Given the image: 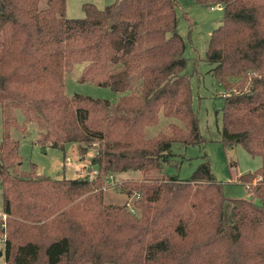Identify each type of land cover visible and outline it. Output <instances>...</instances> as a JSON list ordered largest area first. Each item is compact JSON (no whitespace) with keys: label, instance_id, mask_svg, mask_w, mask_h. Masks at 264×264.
I'll return each mask as SVG.
<instances>
[{"label":"trees","instance_id":"16d2710c","mask_svg":"<svg viewBox=\"0 0 264 264\" xmlns=\"http://www.w3.org/2000/svg\"><path fill=\"white\" fill-rule=\"evenodd\" d=\"M193 1L222 7L205 59L224 89V147L242 145L263 159L240 176L258 179L257 200L228 198L208 159L190 179L163 170L174 144L207 141L184 73L178 0L85 3L81 18L66 17V0H0L4 264H264V0ZM82 62L80 81L121 93L117 101L66 93V73ZM17 109L37 123L43 146L76 143L81 160L96 149L95 173L20 171L8 136ZM161 114L182 124L149 136ZM130 170L157 175L117 186L131 208L106 203L111 178Z\"/></svg>","mask_w":264,"mask_h":264},{"label":"rangeland","instance_id":"374dc122","mask_svg":"<svg viewBox=\"0 0 264 264\" xmlns=\"http://www.w3.org/2000/svg\"><path fill=\"white\" fill-rule=\"evenodd\" d=\"M116 0H66V17H84L83 5L95 4L104 8ZM180 7L177 10V29L186 43L184 56L187 65L184 73L189 76L193 91V109L198 113L200 132L207 141L196 145L174 144V155L164 165V172L179 179H190L193 172L207 159L218 182L224 184L225 195L231 199L257 200L252 187L258 179L252 182L243 181L242 174L253 173L261 168L263 159L260 155H252L242 145L224 147L221 141L222 108L224 105V89L211 71L213 64L207 62L206 52L211 33L220 24L223 11L218 7L212 9L208 6L196 4L193 0H178ZM85 63H76L66 73V93L73 96L76 93L105 98L117 101L121 93L109 87L99 86L90 82H81L80 77ZM17 124L10 127L8 136L18 144V155L21 161L20 171L31 172L37 176L52 178H77L81 175L92 176L95 171L92 157L96 149L90 148L84 159L81 160L79 145L68 143L64 149L52 146H43L38 142L40 129L35 121L26 122L20 109L15 114ZM182 124L174 117L160 115L158 124L146 128L149 136H154L167 128L170 123ZM26 123V129L20 128ZM5 126L0 103V142L5 136ZM18 158V159H19ZM33 164L35 165L33 167ZM95 168V167H94ZM157 175L155 172L126 171L112 177L105 188L104 199L106 203L127 204L131 208L132 200L121 192L117 186L130 179H150ZM3 210V195L0 186V211ZM0 212V213H1ZM5 216V215H4ZM3 243H0V250ZM3 252L0 254V264H4ZM112 264V263H106Z\"/></svg>","mask_w":264,"mask_h":264},{"label":"built area","instance_id":"2783aa9c","mask_svg":"<svg viewBox=\"0 0 264 264\" xmlns=\"http://www.w3.org/2000/svg\"><path fill=\"white\" fill-rule=\"evenodd\" d=\"M219 9H221L222 7H218ZM212 9H214L213 7H212Z\"/></svg>","mask_w":264,"mask_h":264},{"label":"water","instance_id":"95a60500","mask_svg":"<svg viewBox=\"0 0 264 264\" xmlns=\"http://www.w3.org/2000/svg\"><path fill=\"white\" fill-rule=\"evenodd\" d=\"M0 254H2V252H0Z\"/></svg>","mask_w":264,"mask_h":264},{"label":"crops","instance_id":"0c3cea01","mask_svg":"<svg viewBox=\"0 0 264 264\" xmlns=\"http://www.w3.org/2000/svg\"><path fill=\"white\" fill-rule=\"evenodd\" d=\"M1 212V211H0Z\"/></svg>","mask_w":264,"mask_h":264}]
</instances>
